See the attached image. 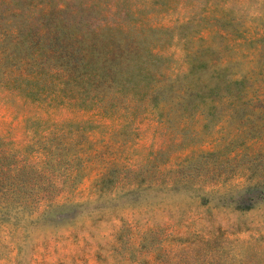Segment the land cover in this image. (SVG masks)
<instances>
[{"label":"rangeland","instance_id":"1","mask_svg":"<svg viewBox=\"0 0 264 264\" xmlns=\"http://www.w3.org/2000/svg\"><path fill=\"white\" fill-rule=\"evenodd\" d=\"M6 1L0 264H264V0Z\"/></svg>","mask_w":264,"mask_h":264},{"label":"trees","instance_id":"2","mask_svg":"<svg viewBox=\"0 0 264 264\" xmlns=\"http://www.w3.org/2000/svg\"><path fill=\"white\" fill-rule=\"evenodd\" d=\"M1 4H6V6L0 9V18L6 19L12 13V8L11 6H7L6 0H0V5ZM12 4L17 5L21 8V12L18 15V21L20 23H13L8 25L7 27L12 26L15 28L18 27L20 28L26 22V18H24L25 15H23V8L25 7V2L23 0H12ZM53 13L54 12L50 11L48 16V19L50 20V28H51L52 36L47 37V43L45 44V46L47 45L49 46L48 51L50 50L58 54H62L63 45L60 42L61 35H63V33H66L69 30H74L77 27H84L86 24L85 14L87 13V9L82 6H77L74 10L73 9L71 10L69 8L61 10L60 13L56 16H54ZM49 20H48V24H49ZM106 29H110V28H106ZM7 32L8 33H3L0 36V52L3 54H7L6 49L9 47L10 43L15 41L16 37H19L20 40H22V37L20 36V31H15L16 35L14 37L12 36L13 35L12 33H9V31ZM102 37L104 39H110L108 41L109 43H114V44L122 43V41L119 38L117 40V37L113 32L112 33L106 32L102 35ZM94 46L95 45L93 44L92 47L89 48L88 50L89 54L95 52ZM106 55L107 56L105 58V61L108 63L109 69H107L104 66V64H102V71L105 74H102V72L98 70L97 65H92L91 66L92 74H90V72L86 74L88 77L93 75L95 78H97V76L104 78L109 74H116L118 72H121V70L126 67V66L122 67L125 64V62L127 64V62L134 61L135 58H137V52L135 51V49L124 48L122 46H120V48L117 50H113L112 52L108 50Z\"/></svg>","mask_w":264,"mask_h":264}]
</instances>
